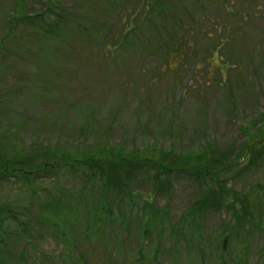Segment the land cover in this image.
<instances>
[{"label":"rangeland","instance_id":"rangeland-1","mask_svg":"<svg viewBox=\"0 0 264 264\" xmlns=\"http://www.w3.org/2000/svg\"><path fill=\"white\" fill-rule=\"evenodd\" d=\"M15 1L0 0V158L28 162L32 154H49L63 163L72 154L85 157L96 150L128 159L144 156L150 165L166 168L169 176L162 177L165 189L158 185L154 192L152 180L143 177L132 186L136 195L156 209L167 210V220L176 224L207 191L224 186L229 196L220 206L208 202L201 238L209 246L223 230L228 234L235 223L228 209L235 204L233 195L264 185L262 147H254L255 156L249 149L264 130V0H253L259 13L246 31L240 51L225 49L235 66L225 67L221 73L219 55L210 66L195 63L196 50L202 51L199 45L186 50L193 58L184 62L185 66L173 62L167 67L162 57L142 44L136 52L128 48L124 56L103 64H98L102 59L98 55L94 62L95 52L88 45L87 55L78 60L75 46L62 42L46 47L27 23L12 25L10 33L9 18L34 16L52 6L48 0H17L22 4L18 10ZM76 1L59 0L56 4L71 12ZM132 2L123 0L117 17H122ZM200 15V10L190 12L195 19ZM87 22L85 18L78 21ZM101 22L97 19L95 23ZM111 32L112 28L102 32L105 41ZM71 35L77 44L81 42L75 32ZM74 68H80L82 84ZM213 157L224 162H213ZM220 162L234 166L222 173L215 185L210 176L214 178L213 167L219 168ZM54 181L45 176L39 186ZM62 184L71 190L79 188L82 181L64 176ZM21 192V182L0 180V201H18ZM24 198L27 230L16 229L17 235L9 237L6 249L16 256L23 253L27 264H61L63 242L48 234L38 220V205L26 203ZM136 227L133 216L126 228H105L98 244L108 254L114 246L128 245L131 250L139 239ZM238 237L245 239V258L240 264H264V229ZM218 253L219 257L221 251ZM186 259L181 245L178 254L170 251L147 264H192Z\"/></svg>","mask_w":264,"mask_h":264},{"label":"trees","instance_id":"trees-1","mask_svg":"<svg viewBox=\"0 0 264 264\" xmlns=\"http://www.w3.org/2000/svg\"><path fill=\"white\" fill-rule=\"evenodd\" d=\"M20 2L15 1L18 10L22 9ZM56 2L59 0H48L52 6L37 15L21 14L9 18L8 31L12 32V25L27 23L46 47L62 42L75 46L78 60L87 55L85 49L90 45V50L95 52L92 53L94 59L97 55L102 57L97 60L98 64L124 56L128 48L136 52L142 44V48L153 49L162 57L167 67L173 62L185 66L184 62L193 58L186 50L199 45L202 51L196 50L198 59L195 63L204 62L210 66L214 56L219 55L220 73L225 67L234 68L233 56L227 55L225 49H240L260 8L252 5L253 0H133L124 8L125 14L117 17L123 0H78L71 12H65L66 9ZM193 10H200L199 18L190 16ZM81 18L87 19V24L78 23ZM75 19L78 20L73 24ZM97 19L103 22L96 24ZM90 27L94 32L91 33ZM110 28L113 33L105 41L102 32ZM72 32L79 37L80 43L72 39ZM239 58L243 61L241 56ZM74 71L78 83L82 84L80 68H74ZM256 146L262 147L259 155H263L264 130L258 132L249 148L251 155ZM2 157L0 180L21 182L22 192L18 201H0V264H27L23 253L16 256L6 249L9 237H16V229L25 232L28 227V206L22 204V196H25L24 202L38 205L40 224L45 226L48 234L63 242L65 251L59 257L61 264H147L156 262L158 257L170 251L178 254L181 245L187 253L186 262L192 264H240L245 258V239L238 236L264 229V185H254L249 192L233 195L235 204L228 207L235 220L233 229L228 234L223 230L222 235L218 234L209 246H205L201 238L202 215L209 208L210 200L219 206L225 203L229 195L224 186L207 191L176 224H171L166 217L167 210L156 209L149 200L133 192V184L143 177L152 180L153 192L158 185L164 190L162 177L169 176L166 168L150 165L144 156L128 159L112 151L96 150L85 157L72 154L66 157L68 162L63 163L49 154H32L28 162L5 161V156ZM213 158V162H224L223 158ZM232 166L234 163L213 167L214 178L211 175L210 180L217 185L220 175ZM202 173L209 174L207 171ZM45 176H51L55 181L41 187L39 182ZM64 176L76 177L82 185L70 190L62 184ZM133 216L139 233L138 243L131 250L128 245L114 246L113 253L108 254L98 244L100 232L105 228H126L132 223ZM164 239L166 242H159ZM167 245L169 250L165 251ZM218 250L221 251L219 257Z\"/></svg>","mask_w":264,"mask_h":264}]
</instances>
